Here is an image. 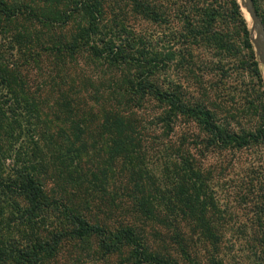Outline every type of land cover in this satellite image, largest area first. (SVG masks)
<instances>
[{
  "label": "trees",
  "instance_id": "trees-1",
  "mask_svg": "<svg viewBox=\"0 0 264 264\" xmlns=\"http://www.w3.org/2000/svg\"><path fill=\"white\" fill-rule=\"evenodd\" d=\"M252 2L264 26V13ZM126 12L157 28L155 34L131 33ZM244 51L259 87L250 106L260 126L254 132L233 117L221 119L204 82V69L223 73L227 60ZM82 56L129 71L109 92L89 93L110 101L92 128L83 117L86 102L60 86V74ZM168 71L176 78L160 82ZM150 102L160 109L155 139L170 140L176 156L158 174L145 163L135 118ZM179 122L194 131L175 143L169 138ZM261 128L264 82L238 0H0V201L6 207L0 264H55L66 245L99 261L126 254L117 264H205L194 245L216 246L220 235L216 156L255 144ZM95 137H105L108 164L91 172L83 158L96 150ZM52 181L61 188L49 187ZM261 181L235 193L237 202L252 204L258 222ZM95 203L106 207V221L89 219ZM117 209L127 221L108 224Z\"/></svg>",
  "mask_w": 264,
  "mask_h": 264
},
{
  "label": "rangeland",
  "instance_id": "rangeland-1",
  "mask_svg": "<svg viewBox=\"0 0 264 264\" xmlns=\"http://www.w3.org/2000/svg\"><path fill=\"white\" fill-rule=\"evenodd\" d=\"M255 2L260 11L264 13V0H255ZM240 7L249 28L250 38H253L254 32L251 31L249 16L244 7ZM125 15L124 18L127 19L125 24L131 33L146 36L155 34L157 28H151L141 19L132 17L129 12H126ZM109 18L108 16L107 19ZM120 40H123V38H120ZM248 64L249 60L244 51L241 55L227 60V69L223 73L204 69V82L208 81L212 107L221 115V119L233 117V121L241 129L254 132L259 130L260 126L255 114L250 111V106L258 101L259 87L255 78L246 69L249 67ZM260 69L264 82V67L260 65ZM63 71L64 73L60 74L62 76H60L62 78L61 89L63 92H76V96L79 101H82V105L86 102L85 108L87 111L83 117L91 122V128L102 119V111L109 108L110 101L105 99L96 101L95 97H89V93L94 91L93 88L109 92L108 85L110 83L114 82L115 85V82H119L121 79V73L125 75L129 73V71L122 70L111 71L98 62H91L85 56L79 58L76 64L72 63L67 66ZM175 78L176 74L168 71L163 73L159 80L166 83L167 79L172 81ZM90 79L93 83H90ZM104 93L102 97L107 98V93ZM198 96H200V93H198ZM111 105H114V103H111ZM159 112V106L150 102V104L137 109L135 117L137 131L140 132L139 140L142 145V152L145 155V163L150 171L156 174L162 171L161 169L165 165H169L171 161L173 162L176 159L175 154H173L174 150L168 149L170 145L168 141L170 140L155 139L161 132L153 125L155 121L157 122L155 118ZM233 125L235 124L233 123ZM187 129H190L191 132L194 131L191 125L184 126L182 122L177 123L169 139L177 143ZM260 131H262V135L258 137L255 144L245 147L242 151H228L221 154L220 157L216 156L215 162L216 160L219 162H216L217 170L214 172L212 184L219 205V214L214 218H217L220 235H216V246L209 244L208 241L204 244L200 242L194 245L196 257L204 261L205 264L214 259L220 260L222 264H264V219L258 222V217L250 202L244 205L235 199L236 192H251V188L256 184L258 185L260 180H263L261 186L264 184V130L261 128ZM95 139L98 143H96V150L90 152L88 159L83 158L86 171H98L103 169L104 164H108L107 147L104 145L105 137L102 139L95 137L90 141ZM167 158H170V160ZM216 181H218L217 186ZM54 183L56 184L53 185ZM49 187L59 190L61 188L60 181L50 182ZM84 187L86 186L84 185ZM107 187L111 190L113 186L109 183ZM66 190L68 193L71 192V189ZM249 197L251 198L252 195H249ZM79 200L78 198L73 202L77 204ZM2 208L5 209L6 207L0 201V213ZM105 208L103 205L100 206L95 203V207L90 206L89 213L86 214L89 215V219H91L90 216H94L98 220L106 221L107 216L102 213L103 211L106 213ZM114 213L115 216L110 217V223L107 222L108 224L112 225L127 221L123 217L124 214H120L118 209ZM3 219H5L4 211L2 215L0 214L2 226H4ZM37 222L39 221L37 220ZM42 228L47 230L51 226L48 225V222H43ZM21 229L26 231L28 228L22 227ZM196 240H199L198 236L194 237V242ZM125 257L126 254H120L105 261L93 260L94 256L91 251L79 250L77 246L66 245L55 264H117L119 261H124Z\"/></svg>",
  "mask_w": 264,
  "mask_h": 264
},
{
  "label": "water",
  "instance_id": "water-1",
  "mask_svg": "<svg viewBox=\"0 0 264 264\" xmlns=\"http://www.w3.org/2000/svg\"><path fill=\"white\" fill-rule=\"evenodd\" d=\"M240 6H243L251 22V31L254 37L250 38L258 63L264 67V26L259 18L252 0H240Z\"/></svg>",
  "mask_w": 264,
  "mask_h": 264
}]
</instances>
